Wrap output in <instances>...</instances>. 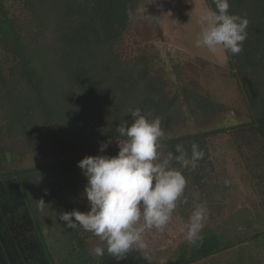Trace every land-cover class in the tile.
<instances>
[{"label": "trees", "instance_id": "obj_1", "mask_svg": "<svg viewBox=\"0 0 264 264\" xmlns=\"http://www.w3.org/2000/svg\"><path fill=\"white\" fill-rule=\"evenodd\" d=\"M132 2L0 0V176L24 172L2 170L7 162L5 153L11 151L12 155L13 145L19 140L24 149L34 153L61 149L62 139L72 146H86L81 156H65L32 168L57 175L55 190L61 213L88 211L83 195L87 180L77 162L88 155L115 156L118 147L103 150L101 146L110 138L122 139L115 129L124 120L132 122L130 109L139 108L150 119L159 117L165 132L184 117V108L193 109L194 99L196 112L204 117L228 109L193 90L170 94L162 74L143 58L120 60L115 46L131 15ZM229 3L230 13L249 20L244 51L231 57L246 91L250 120L238 127L165 136L161 140L162 158L168 152L177 154L178 144L189 157L193 143L204 152L194 170L173 162L187 179L185 193L200 184L213 165L208 137L228 130L247 167L251 168L249 160L256 162L253 165L260 171L256 177L264 183V0ZM62 223L71 233V252L78 249L80 264L113 257L99 237L79 225L69 228ZM92 238L98 240L97 246L105 248L104 255H93L87 243Z\"/></svg>", "mask_w": 264, "mask_h": 264}, {"label": "rangeland", "instance_id": "obj_2", "mask_svg": "<svg viewBox=\"0 0 264 264\" xmlns=\"http://www.w3.org/2000/svg\"><path fill=\"white\" fill-rule=\"evenodd\" d=\"M132 5L115 46L120 60H146L162 74L170 94L193 90L228 107L204 117L196 112L194 99L193 109L184 108V117L173 122L166 137L238 127L250 120L246 91L231 54L221 49L211 53L195 45L204 27L200 13L214 8L210 0H133ZM231 132L208 137L212 167L200 184L184 192L187 203L178 202L163 231L145 230L144 249L91 264H264V183L256 177L260 171L253 159L247 167ZM119 140L110 138L101 149L116 148ZM62 143L53 152L34 153L19 140L12 155L7 151L10 158L6 157L2 170L24 172L0 176V264H80L78 249L71 252V233L59 220L57 175L32 169L65 156H81L87 149L63 139ZM201 203L207 206V216L199 239L190 243L186 225ZM87 243L94 250L98 240Z\"/></svg>", "mask_w": 264, "mask_h": 264}, {"label": "clouds", "instance_id": "obj_3", "mask_svg": "<svg viewBox=\"0 0 264 264\" xmlns=\"http://www.w3.org/2000/svg\"><path fill=\"white\" fill-rule=\"evenodd\" d=\"M215 8H205L199 15L204 25L196 38V47L215 53L239 55L244 51L249 20L229 12V0H212ZM132 122L124 120L115 131L118 141L115 156H85L77 164L86 177L83 195L89 209L62 212L59 220L69 228L77 225L91 232L106 244L107 253L117 260L124 258L133 248L144 249L145 230L163 231L169 223L178 202L187 203L184 192L187 179L181 168L196 169L204 152L196 143L191 145V156L182 145L162 158L159 151L165 137L159 117L149 118L139 108L130 109ZM45 203L40 200V205ZM207 206L198 205L186 225V238L190 243L199 239ZM105 248L97 246L96 256L104 255Z\"/></svg>", "mask_w": 264, "mask_h": 264}, {"label": "water", "instance_id": "obj_4", "mask_svg": "<svg viewBox=\"0 0 264 264\" xmlns=\"http://www.w3.org/2000/svg\"><path fill=\"white\" fill-rule=\"evenodd\" d=\"M247 84H248V87H249L250 92H251L252 95H253V88H252V85H251V81H250L249 79L247 80ZM6 157H7L8 159L10 158V152H7Z\"/></svg>", "mask_w": 264, "mask_h": 264}]
</instances>
